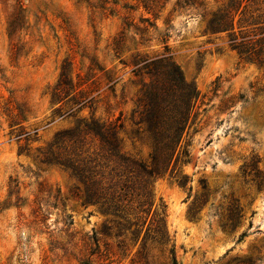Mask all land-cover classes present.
<instances>
[{
  "label": "rangeland",
  "instance_id": "1",
  "mask_svg": "<svg viewBox=\"0 0 264 264\" xmlns=\"http://www.w3.org/2000/svg\"><path fill=\"white\" fill-rule=\"evenodd\" d=\"M229 1L181 9L163 0L147 13L139 0H0V264H172V244L181 264H264V65L241 60L226 34L206 32L211 13ZM239 18L236 30L263 26L264 0H243ZM164 39L200 94L182 165L190 181L186 188L167 176L152 182L150 213L138 214L137 203L121 217L85 205L73 194L76 178L33 155L77 118L94 115L121 117L123 152L147 160L150 140L138 137L134 110L148 78L133 69L139 58L162 55ZM65 62L76 85L70 97H94L77 117L54 115L71 105L51 100ZM22 130L38 136L19 141ZM245 163L255 169L244 172ZM232 204L240 217L230 230L223 224ZM160 217L170 238L165 245L158 242ZM138 219L136 242L135 226L128 228Z\"/></svg>",
  "mask_w": 264,
  "mask_h": 264
},
{
  "label": "trees",
  "instance_id": "2",
  "mask_svg": "<svg viewBox=\"0 0 264 264\" xmlns=\"http://www.w3.org/2000/svg\"><path fill=\"white\" fill-rule=\"evenodd\" d=\"M161 1L163 0H139L147 13H152ZM204 2L205 0H176L175 8L196 9L202 7ZM242 2L243 0H230L214 10L207 21L206 32L212 35L226 34V44L241 60L264 65V25L252 31L244 30L241 26L236 30V25L243 21L242 18L235 20ZM245 10L244 8L240 14L243 15ZM15 19V23L19 24V14ZM144 21L155 25L149 18ZM10 28H14V21L10 22ZM162 41L167 43L165 39ZM119 43L117 42L118 47ZM135 66L133 73L136 76L148 78V81H141L137 107L134 110L138 137L144 134L150 140L151 151L147 160L136 159L123 152L121 131L124 122L121 117L102 120L94 115L77 118L74 126L58 131L47 147L37 149L33 155L41 166L66 170L76 178L78 185L73 194L82 199L83 204L98 205L105 212L119 217L131 203H137L138 214L150 213V209L146 207L152 206L150 184L160 177L167 176L186 188L190 178L183 173L182 165L188 162L187 145L191 128L198 115L200 97L195 84L185 79L167 44L162 55L152 59L139 58L135 60ZM90 70L93 71L94 68ZM106 74L109 87L112 88L115 80L108 72ZM75 91L76 85L69 76L68 63L65 62L60 78L52 89L51 100L54 104L67 100L71 105L65 112L62 111L61 105L54 111V115L63 118L77 117L79 111L93 105L94 97H70ZM17 115L25 120L24 112L20 111ZM32 134L38 136V131L32 133L22 130L17 139L27 142ZM23 152L21 147L20 153ZM27 155L32 156L30 151ZM244 167V172L246 168L254 170L255 163H245ZM256 177H259V171H256ZM239 217L238 207L232 204L223 227L235 229ZM139 223V219L129 223L128 228L135 226L132 234L136 242L140 239ZM157 223L156 228L160 234L158 242L161 245L168 244L170 238L164 217L157 219ZM94 241L96 248L93 253L98 251L99 247V240L94 238ZM119 246L123 248L124 241H121ZM146 246L147 243L143 239L140 252L145 250ZM169 252L172 264H181L177 259L174 244ZM249 261L253 264V259L250 258Z\"/></svg>",
  "mask_w": 264,
  "mask_h": 264
}]
</instances>
